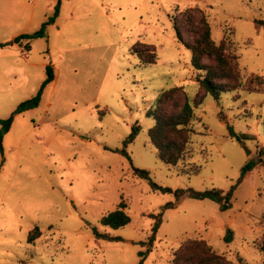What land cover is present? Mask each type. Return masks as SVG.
Listing matches in <instances>:
<instances>
[{
  "label": "rangeland",
  "instance_id": "rangeland-1",
  "mask_svg": "<svg viewBox=\"0 0 264 264\" xmlns=\"http://www.w3.org/2000/svg\"><path fill=\"white\" fill-rule=\"evenodd\" d=\"M56 2L0 0V42L7 43L0 46V119L38 92L47 65L54 73L39 103L15 113L1 140L0 264H136L151 213L161 223L143 264H172L186 238L204 239L231 264H263L257 242L264 237V0H60L45 35L27 48L25 40L13 42L38 30ZM191 7L203 11L215 43L232 41L240 80L237 90L218 100L207 94L198 105L197 77L205 72L192 66L173 29L178 21L191 39L180 21ZM137 41L155 47V63L141 64L131 51ZM172 86H183L193 105L189 149L175 165L157 157L148 137L156 97ZM177 99L163 112L177 113ZM134 125L129 160L114 150ZM249 161L256 164L225 210L209 198L153 191L132 170L146 169L172 190L225 192ZM121 199L130 222L102 226L101 216ZM35 226L41 234L28 242ZM92 227L119 239L96 238Z\"/></svg>",
  "mask_w": 264,
  "mask_h": 264
},
{
  "label": "trees",
  "instance_id": "trees-1",
  "mask_svg": "<svg viewBox=\"0 0 264 264\" xmlns=\"http://www.w3.org/2000/svg\"><path fill=\"white\" fill-rule=\"evenodd\" d=\"M60 0H57L54 6L53 14L48 19L42 22L40 28L32 33H21L13 38V42L21 43L25 40L24 46L27 48L28 40L41 37L45 35V28L48 24L54 22L59 11ZM180 21L185 25L187 32L190 34L191 39L185 40L182 35V30L178 21H173V29L176 38L181 42L191 53V64L196 70L204 71L203 76L197 77L199 91L197 98L193 104L198 105L202 102L205 95L212 96L215 100L219 99L222 92L235 91L240 87V80L236 70L237 56L231 49L232 41L223 38L219 43H215L211 37L210 26L203 11L198 7H191L181 12ZM7 43L0 42V46ZM140 46L141 48H139ZM231 49V52H227ZM131 51L137 56L141 64L147 65L156 62L157 55L153 45H149L140 41L132 45ZM46 77L43 80L38 92L28 100L21 102L11 116L7 119H0V150L2 152L1 140L3 134L9 128L13 115L22 112L26 109L35 107L41 98V93L44 86L53 80L54 73L51 66L45 67ZM182 101L179 106V111L175 114H168L163 112L162 106L166 103L174 102L178 106V99ZM157 107L154 108L150 115L153 116L155 124L148 130V137L151 143L157 150V157L165 164L175 165L182 155L188 151V139L192 132V117L193 105L190 103L183 86H172L168 89L161 90L156 97ZM139 126L134 125L129 135L123 140V147L115 149V152L123 154L130 160V156L126 151V146L131 143L137 132ZM229 134L234 137L238 142L241 140V135L237 134L232 126H228ZM262 167L264 169V161ZM256 162L249 161L241 169L239 178L229 190L223 191L222 189L212 187L210 189L195 190L189 188H178L172 190L170 187L162 186L153 181L149 176V171L138 167H133V173L139 178L148 180V185L151 190L162 193L173 192L176 199L183 197H190L195 199L209 198L215 201L221 210H225L231 206V198L235 186L241 182L247 171L255 166ZM199 170L196 168L194 172ZM173 206L172 203H166L165 207ZM154 218V223L151 227V232L145 241H141L140 245L144 249L138 251V260L136 264H143L147 254L151 250L153 241L155 240L156 232L159 224L161 223L160 214H150ZM264 222V213L261 217ZM130 222V216L126 212V203L121 199L116 208L100 218L102 226L118 228ZM92 232L96 238H104L107 240H118V237H111L105 233H101L96 227H92ZM229 237L226 240H230ZM41 232L37 226L32 228L28 233V242H33L40 236ZM259 251L264 255V237L257 242ZM172 264H231L225 256L214 251L210 244L204 239L186 238L184 239L174 253ZM264 264V258H263Z\"/></svg>",
  "mask_w": 264,
  "mask_h": 264
}]
</instances>
